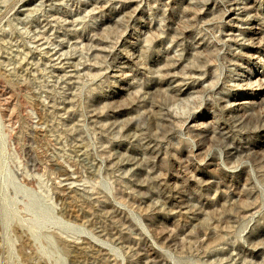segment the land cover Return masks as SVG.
<instances>
[{
  "label": "rangeland",
  "instance_id": "obj_1",
  "mask_svg": "<svg viewBox=\"0 0 264 264\" xmlns=\"http://www.w3.org/2000/svg\"><path fill=\"white\" fill-rule=\"evenodd\" d=\"M231 1L264 28V0H0V264H264V96L221 102L264 47Z\"/></svg>",
  "mask_w": 264,
  "mask_h": 264
},
{
  "label": "bare ground",
  "instance_id": "obj_2",
  "mask_svg": "<svg viewBox=\"0 0 264 264\" xmlns=\"http://www.w3.org/2000/svg\"><path fill=\"white\" fill-rule=\"evenodd\" d=\"M53 2H59L60 0H52ZM54 5V3H53ZM253 4L239 5L237 1H231L227 13L225 14L226 19L229 22V30L226 33L228 40L237 42L239 45L252 47L254 50L261 49L264 47V28L262 24L256 23L257 19L252 14ZM29 9L28 4L22 5L21 11H27ZM73 26V21H70L66 27L70 28ZM251 41H256V44L250 43ZM51 57H53V62L61 67H65V72L68 76H72L71 62L65 55L62 53L61 49L59 50H49L48 47H45L43 44L40 45ZM96 51H102L101 48H96ZM163 84L168 86L169 92L173 94V98L181 100L182 97L186 94H189V90L194 91L196 89L195 85H190L186 80V77L176 74V73H167L164 78L161 80ZM236 86L239 88L238 91H252L251 95L248 97L241 98L242 100H233L230 102L226 99H221L223 107L228 109L230 112H238L244 108L251 107V105H258L264 96V66L263 69L255 71L248 76L238 74L235 78ZM239 94V92L237 93ZM247 94V92L242 93ZM252 96V97H250ZM255 96V97H254ZM225 103V104H224ZM229 154H233L235 151H238L237 146L229 145ZM69 181V184L74 182V178L70 174H66L63 181ZM171 204V202H168ZM186 206L183 205L179 208L172 205L170 211L172 214H178L182 209H185Z\"/></svg>",
  "mask_w": 264,
  "mask_h": 264
}]
</instances>
